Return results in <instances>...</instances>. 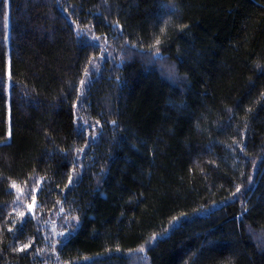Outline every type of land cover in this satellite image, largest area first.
<instances>
[{"label":"trees","instance_id":"trees-1","mask_svg":"<svg viewBox=\"0 0 264 264\" xmlns=\"http://www.w3.org/2000/svg\"><path fill=\"white\" fill-rule=\"evenodd\" d=\"M257 232L264 0H0V264H264Z\"/></svg>","mask_w":264,"mask_h":264},{"label":"rangeland","instance_id":"rangeland-1","mask_svg":"<svg viewBox=\"0 0 264 264\" xmlns=\"http://www.w3.org/2000/svg\"><path fill=\"white\" fill-rule=\"evenodd\" d=\"M164 70L166 71L167 69L164 68ZM30 205H32V204H30ZM33 210L32 211L29 210V204L24 205V209L22 210L24 215L22 217L25 218L29 214L32 216ZM260 233L263 234V232H260ZM260 233L257 232V234H255L254 237H255V240L257 241L259 247L264 248V235H260ZM51 235H52V238L55 240L58 237V232H52ZM141 249H143V251H141ZM145 249H146V246L143 245V246H141V248L137 252H133L131 254V257L133 259L132 264H148L146 262V258H145Z\"/></svg>","mask_w":264,"mask_h":264},{"label":"snow or ice","instance_id":"snow-or-ice-1","mask_svg":"<svg viewBox=\"0 0 264 264\" xmlns=\"http://www.w3.org/2000/svg\"><path fill=\"white\" fill-rule=\"evenodd\" d=\"M156 43H157V44L160 43L159 39H157ZM157 54H158V50H157ZM81 83L83 84L84 82L82 81ZM78 151H83V149H78ZM72 179H73V178L70 176V177H69V183L72 182ZM12 187H13V188H16L17 185H16L15 183H13V184H12ZM41 190H42V189H37L36 191H41ZM239 191H240V189L237 188V192H239ZM29 195H32V193H31V192H27V193L22 192V193H21V196H18L17 199L19 200V199H21V197H27V196H29ZM32 199H33V204H32V205H29V210H30V211H32V210L35 209V208H38V205L35 204V199H36L35 196H32ZM20 214H21V216L24 215L23 212H21ZM26 222H27L26 220H22V221H21V226H20L19 229H17V231H21L22 228H23V225H24ZM10 230H11V229H10ZM58 234H59V235H62V233H58ZM30 246H31V241H30L28 244H24V245H22V246L19 248V251H25V250H26L27 248H29ZM141 251H143V249H141Z\"/></svg>","mask_w":264,"mask_h":264}]
</instances>
